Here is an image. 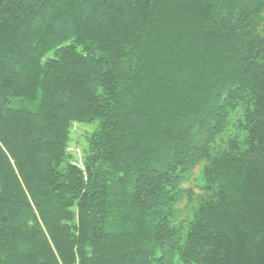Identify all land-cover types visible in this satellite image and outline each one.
<instances>
[{"label":"trees","instance_id":"1","mask_svg":"<svg viewBox=\"0 0 264 264\" xmlns=\"http://www.w3.org/2000/svg\"><path fill=\"white\" fill-rule=\"evenodd\" d=\"M0 264H264V0H0Z\"/></svg>","mask_w":264,"mask_h":264},{"label":"rangeland","instance_id":"2","mask_svg":"<svg viewBox=\"0 0 264 264\" xmlns=\"http://www.w3.org/2000/svg\"><path fill=\"white\" fill-rule=\"evenodd\" d=\"M97 127V121L89 125L73 124L71 133V142L69 145V152L72 155L73 161L78 165L82 158V152L86 148V136L93 132Z\"/></svg>","mask_w":264,"mask_h":264}]
</instances>
